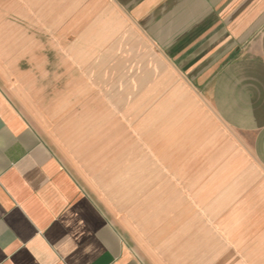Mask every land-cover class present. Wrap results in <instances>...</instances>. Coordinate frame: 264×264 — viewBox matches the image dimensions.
Returning <instances> with one entry per match:
<instances>
[{
  "label": "crops",
  "instance_id": "crops-1",
  "mask_svg": "<svg viewBox=\"0 0 264 264\" xmlns=\"http://www.w3.org/2000/svg\"><path fill=\"white\" fill-rule=\"evenodd\" d=\"M59 66L103 72L79 83L111 109L68 114ZM56 105L74 128L45 126ZM139 160L209 264H264V0H0V264H152L107 207L105 168L131 202Z\"/></svg>",
  "mask_w": 264,
  "mask_h": 264
},
{
  "label": "rangeland",
  "instance_id": "rangeland-1",
  "mask_svg": "<svg viewBox=\"0 0 264 264\" xmlns=\"http://www.w3.org/2000/svg\"><path fill=\"white\" fill-rule=\"evenodd\" d=\"M24 21H26V19ZM26 24L30 25L29 22ZM39 29L41 34V53L47 52V45L49 41L47 39L46 25L40 23ZM40 58L45 63L47 62L46 55L43 56L41 54ZM93 58L94 59L89 68H93L96 63L95 57ZM80 74L86 78L88 84H95L97 80L105 79L103 72H97L95 70H89L82 73L63 72L59 66L56 72L55 97L57 99L58 97H61L62 99L63 97L68 99L71 98L73 103L70 104L71 110H66L69 111L67 113L70 114L72 111H79L81 106L79 102L84 99L83 97L87 93L90 96V103L87 106L92 113H96V111L99 112L98 108L111 109L112 104H108L106 102L107 99L110 100V96L108 95H110L109 92L111 89H85L79 83ZM45 79L43 80L42 78L41 83H43ZM67 83H70V86H67ZM45 95L47 96V91L45 92ZM101 99H105V103L101 102ZM61 106L62 105L55 106L56 119L44 120L42 122L45 124V126L49 124L50 127L56 129L57 132L60 131V133H64L65 127L68 128V130L70 128H74L71 126V124L73 125L74 121L65 119L68 114H63L61 112L62 108L58 109V107ZM120 106H122V104H120ZM64 115L65 118L63 117ZM72 115L74 114L72 113ZM64 137H66V140L70 139L68 136ZM126 155L127 154H125V157ZM141 160L138 161V165L141 164V166H139L140 169L136 170V177L137 179L141 180V183L136 184L138 188H135V192L132 191L133 194H130L132 197L131 199H133L131 202L128 201L127 198L128 183L126 181L128 172L124 174L123 170L121 169V176L119 178L120 181L116 179V181L119 182L114 181L113 183L114 178L111 175V168H105L104 170V179L106 182L105 187L108 186L109 192L113 187V191H115L116 194L120 196L119 203L116 202V204L111 205V201H108L107 207L113 212V214H115L121 226L123 225V227L127 228V225L131 223L132 227L137 231V244L143 246L141 248L137 247V251L140 254L145 255L152 264H209V259H211V261H222L224 258V253L221 252L219 255L213 256L211 248L204 246L208 243L207 241H201L199 243L201 246L193 248V242L191 241L193 230L200 229V225L194 223L193 217L191 215L183 214V211L186 210H184L182 207L179 209H173L170 206L168 207L169 211L165 209V201L163 197L161 198L165 185H160L161 182L159 181L169 179V173L167 172L168 170L165 168H158L157 173H152L151 177L148 176L147 178H144L142 175L144 167ZM125 162L128 164V160ZM164 212H167V214ZM183 245L189 246L184 247ZM221 264H223V262H221Z\"/></svg>",
  "mask_w": 264,
  "mask_h": 264
}]
</instances>
